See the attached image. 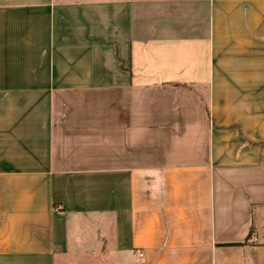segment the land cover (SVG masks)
Returning a JSON list of instances; mask_svg holds the SVG:
<instances>
[{"label": "crops", "instance_id": "1", "mask_svg": "<svg viewBox=\"0 0 264 264\" xmlns=\"http://www.w3.org/2000/svg\"><path fill=\"white\" fill-rule=\"evenodd\" d=\"M0 264H264V0H0Z\"/></svg>", "mask_w": 264, "mask_h": 264}, {"label": "built area", "instance_id": "2", "mask_svg": "<svg viewBox=\"0 0 264 264\" xmlns=\"http://www.w3.org/2000/svg\"><path fill=\"white\" fill-rule=\"evenodd\" d=\"M255 239H253V241H254Z\"/></svg>", "mask_w": 264, "mask_h": 264}]
</instances>
